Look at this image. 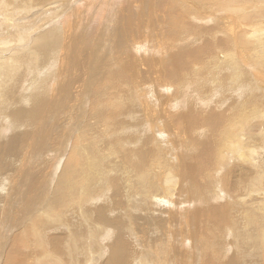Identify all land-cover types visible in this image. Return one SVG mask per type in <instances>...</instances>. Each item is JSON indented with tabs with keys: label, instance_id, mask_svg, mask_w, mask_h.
Masks as SVG:
<instances>
[{
	"label": "bare ground",
	"instance_id": "bare-ground-1",
	"mask_svg": "<svg viewBox=\"0 0 264 264\" xmlns=\"http://www.w3.org/2000/svg\"><path fill=\"white\" fill-rule=\"evenodd\" d=\"M85 1L94 8L88 19L77 12ZM248 1L254 0H0V264H79L82 255L92 256L85 249L93 244L101 245L102 256L83 264H144L145 257L140 260L131 245L148 241L141 224L152 241L166 237L159 231L170 230L165 247L157 245L162 249L158 247L147 264H237L233 256L225 259L228 242L235 250L237 239L222 231L247 234L243 242H250V224L258 225L256 216L264 220V122L248 126L242 115L226 116L218 113L216 103L209 105L219 91L234 93L242 87L230 77L221 79V71L217 87H210L199 102L187 104L186 99L178 106V89L186 88V79L179 74L186 70L196 86L208 85L214 64L223 59L211 53L215 42L201 36L196 50L169 53L164 60L163 45L159 41L158 49L150 32L165 23L173 34L165 8L197 21L195 12L203 24L216 21L220 12L228 13L219 18L221 25L203 33L223 32L235 48H240L238 43L248 45L257 68L240 69L235 77L243 81L249 74H261L264 80V27L247 26L243 16L248 11L242 8ZM122 2H128L129 10L119 24L113 9ZM71 15L74 20L69 23ZM98 24L99 29L91 32ZM117 28L137 58L119 56L115 64L106 57L104 40ZM162 31L157 40L165 35ZM223 45L219 40L218 46ZM234 55L225 53L237 65ZM260 98L264 101V96ZM201 102L210 106L208 113L195 106ZM125 118L139 125L132 151L111 146L114 151L109 155L121 157L111 161L109 151L96 140L105 134L109 138L108 132ZM235 124L237 137H229L228 129ZM92 126H98L96 140L89 149L82 148L75 141ZM54 143L60 146L52 152ZM98 148L104 152L92 155ZM164 158H170L169 166L163 164ZM91 161L96 169L109 170L99 175L104 194L95 202L91 198L98 194L86 193L85 166ZM152 168L153 179L158 178L157 171L167 173L160 193L153 190L140 197L141 211L132 217L121 209L130 188L124 179L131 175L136 188L150 192L146 184ZM205 180L212 181L207 191ZM242 192L237 201L253 206L250 212L229 206ZM81 194L85 199L79 198ZM156 211L166 220H157ZM263 226L258 238L264 247ZM204 228L220 242L218 251ZM202 238L199 244L196 239ZM255 250L251 253L264 264V249Z\"/></svg>",
	"mask_w": 264,
	"mask_h": 264
},
{
	"label": "rangeland",
	"instance_id": "rangeland-1",
	"mask_svg": "<svg viewBox=\"0 0 264 264\" xmlns=\"http://www.w3.org/2000/svg\"><path fill=\"white\" fill-rule=\"evenodd\" d=\"M70 2H71V0H70ZM122 3L123 4L120 3L118 6H115L113 9V11H118V16H117L118 22L117 23H119V24H121L122 19H124V17H126V14L128 13V10H129V8H128L129 5H127L128 2H126V3L122 2ZM82 4H83L82 5L83 7L80 5L81 8L77 12H79L83 16V17L81 16L80 18H85V16H87L86 18L88 19L89 16L91 17V15H92L91 10L94 8L87 7L86 5H88V4L86 3V1H85V3L82 2ZM236 4L237 3H235V5ZM262 4H263V2L261 0H254L251 2L248 1L247 4L246 3L244 4V5H246V7L242 8V10L244 12L248 11L247 15L243 16V17L247 18V21H246L247 26H251V25H254L256 23H260L262 25L261 27H264V11L262 10ZM237 6L238 5L232 6V8L236 9ZM116 7H118V9H120V11ZM119 7H121V8H119ZM168 7H171V6H168ZM88 8L90 9V13H89ZM164 10H165V20H168L169 22L172 23L171 29L173 31V34L171 35L170 27L168 25H166L165 23L160 24L158 27H156L155 31H153V29H152V32H150L151 35L153 36V41H154V43L158 49H160L159 41L162 43L163 49H161V53L163 55L164 60H166V57L169 53H174L176 55H180V54H186L188 52L196 50L200 46L198 39L199 38L202 39L201 36H204V38H210L211 40H213L215 42L214 48L211 50V53L218 54L219 58L223 59V62H220L218 64H214L215 68L213 70V74L210 76V79H209L211 81L210 84H212V86L210 84L205 85L203 83H200L199 85L196 86L195 85L197 83L196 80L191 81V79L189 77L190 74H189V72H186V70L183 73L179 74V76L182 75V77H184L186 79V82L183 84L184 85L183 87H186V88L182 87L183 89L180 90L181 89V87H180L178 89L179 96L177 95V97H176L178 99L177 100L178 106H184L181 103V101L184 102L186 99H187V104L188 103L191 104L193 102L195 103V100L197 102H199L200 97H202L205 93H209L208 89L210 87H212L213 89H214V87H217L218 75H219V72L221 71L222 72L221 73V79H223V78L228 79L230 77L233 80H236L238 84H241L242 87L237 89L234 93L219 91L217 93V95H212L213 96L212 104H209V105L214 106L213 104L216 103L215 106H216V110L218 111V113L225 112L226 116L228 115L230 117H234V115L237 113L242 115L243 122L248 123V126L249 125H255L259 121L264 122V118H262V117H264L262 115V113L264 112V110H262V106L264 104V101H261V98H260V97L264 96V80H262L260 78V77H262V75L258 74V75L251 76L249 74L246 78H243V81H239L240 76L237 79L235 77V74L240 73V69H242L243 72H250L252 69L257 68V66L254 65V62L250 56L251 48L248 45L239 44V43H238V45L240 46V48H238V47L235 48V44L234 45H228V39H230V38L223 32L215 31V34H213V36L211 34L206 35L205 32L203 33V29H208L212 26H216L217 23H219V21H221V19H219V18L222 17L223 15H227L228 13L220 12L216 17V21L213 19L210 23L203 24L200 21L199 16H197V13H195V12L192 15L197 17V21H194V19H192L190 14L186 17L179 12H175V11L171 10L170 8H165ZM122 14H124V15H122ZM214 14H216V13L214 12ZM228 16H230V14ZM78 17H79V15H78ZM80 18H78V19L80 20ZM95 18H98V17L95 16ZM73 20H74V18L71 15L69 21H67V22L72 23ZM70 21H72V22H70ZM99 23H102V21ZM219 25H221V24H219ZM219 25H217V26H219ZM96 27H93L95 29L92 28L91 32H94L96 29L98 30L99 24ZM118 28H120V25L118 26ZM118 28L115 31H110V37H108L106 40H104V43H103L105 46L104 50H106L105 54H107L106 57L112 58V60L115 62V64H116L119 56H125L126 55V56H130L132 58H137V55L135 53H132V51H131V50H133L131 48V45H129V44L126 45V40H125L126 38L122 37L121 31H120L121 29L118 30ZM160 29L163 30L162 36L164 34L165 35L163 37L160 36L161 39L159 38L157 40L156 37L158 35V30H160ZM200 29H202V33L200 32ZM219 40L224 41V43L226 45L219 47L218 46ZM241 52L245 53L244 56L242 55ZM149 53H151L153 55V49L150 50ZM225 53H234L235 58H236V56H238L237 57L238 58V60H237L238 64L237 65L232 64L230 61V58L225 57ZM122 54H124V55H122ZM106 57H103L102 61H104V59ZM159 57H161V56H159ZM242 58H244V60H245V62L243 60L244 63L242 62ZM206 60H207V58L203 61V63ZM199 66H200L199 64H196V65H194L193 69L195 68L197 70V68ZM193 69H187V70L192 71ZM201 79L203 80V78H201ZM203 85L206 88L205 90H203V88H201ZM177 86H178V84H177ZM195 106L198 107L200 110L204 111L205 113H208L210 110V106H208V108H205V105H203L202 102L200 103V105L198 103ZM178 108L180 109V107H178ZM118 126H119V128L112 129L110 132H108L109 138H106V134H105V137H103L104 138L103 140L98 139L100 142L95 139V134L98 132V129H97L98 126H92L91 128H87L88 132L85 134V136L82 137L81 140H78V138H77L75 142H76V144L79 143L82 148L87 147L89 149L91 147V144L94 143V141L96 140L97 143L103 144V149L106 152L109 151L106 153V156H109L111 161H115L114 160L115 158L117 159V158H121V157L119 154H115L114 158L111 157L109 154L111 152H113L114 150H112V148H110V147L111 146L113 147L115 145L117 148L120 149V151L123 150V151H125V153L131 152L132 149H130L129 147H131V145L134 141V138L136 137L135 131H136V127L139 125L135 124L133 122H130L129 119L125 118V119H123V121H121L118 124ZM228 131L230 132L229 137L230 136L237 137L235 135V133L237 132V124L231 126L230 129H228ZM114 133L116 134L115 137L113 136ZM6 135L9 136L10 133L7 132ZM53 146L55 149L52 152H54L57 149V147H59L60 145L54 143ZM98 147H99V144H98ZM103 149H100V148L95 149V151H93L92 155H94L96 153H100V152L103 153L104 152ZM49 151H50V148H49ZM59 159L60 158L57 156L53 157L54 162H58ZM169 160H170V158H164V161L162 160L163 164H166L167 166H169L168 165ZM94 163L95 162L91 161L90 164H86V166H85V168L89 174L87 176L88 187L86 189V193L87 194L90 193L88 196L98 194V196L96 198H94V197L91 198V200L93 202H95L96 200L101 198L102 195L104 194L102 185L100 184L102 179L99 178V175L101 174L102 170L103 171L108 170L105 167L103 169H96L92 165ZM63 168H64V166L60 167L59 169L63 170ZM156 174L158 175V178L153 179V168H152L150 170V174H149V181L146 184V188L149 187L150 192H146V193H143L142 188H136V185H133L134 181H132L130 179V178H132L131 175L127 176L124 179V181H128L130 188L126 192V194L124 195L125 196L124 202L122 203V207H121V209L123 211H126L129 215H132V217L138 216L139 212L141 211L140 208L142 207V201L140 202V200H141L140 197L145 196V194L146 195L153 194V190L160 193V189L163 185V181L165 180V176L167 175V173L165 171H163V172L157 171ZM158 180H159V183H157ZM204 182L207 183L206 188H205L207 191L208 185L212 181L209 180L207 182V180H205ZM242 194H243V192L240 193L238 196L239 198L238 197L235 198L234 203L229 204V206L230 207L238 206L241 210L250 212L251 208L253 206H248L249 204L243 203V201L242 202L240 201V203L237 201V199L242 200V197H241ZM85 197L86 196L85 195L83 196L82 194L79 196V198H81L82 200L85 199ZM223 203H225V202H223ZM235 203L236 204L239 203V205H236ZM77 205H78V203L76 204V207H77ZM89 208H91V206H88V209ZM78 210H79V208H77V211ZM12 211H14V210H12ZM150 211L153 212V207H152V210H150ZM13 213H15V212H13ZM253 214H254V211H253ZM154 215L156 216L157 220H161V221L166 220V217L159 211H156ZM154 215H153V220H154ZM256 219H257L258 225H255V223L254 224L252 223L253 225L250 224V226H249V235H251L250 236V242L245 241V240L243 242V239H245L246 237L249 238V236H247V234H243V233L241 234L240 233L236 236H232V234L227 235L226 231H222L224 233V235L227 236L228 238L237 239V247H238V248L236 247V249H235L236 252H235V250L232 249V244H230V242H228L227 246H229V248L231 246V250L228 248L229 252H227V254H226L227 258L225 257V259L228 260V259H230V257L233 256L236 260H238L237 264L238 263H241V264H261L258 260L259 256L256 258V256H254V254L251 253V250H255L256 248H261L262 250L264 249L263 245L260 243L259 238H258V236L261 234L260 230L264 224V220H261V219L258 220L257 216H256ZM172 226H177V225L171 224L170 227H172ZM226 229H229V227H226ZM238 229H240V227H238ZM141 230H144V239H148V241H149L150 239H149V236L147 234L148 230L146 229L145 224H143V225L141 224ZM204 230L206 232L204 235L207 234V236H209L208 238H211V243L216 244V246L213 248L218 251V249L221 248L220 242H217V243L215 242V240H217V239L214 236H212V232H210L207 228H204ZM149 231H150V233L153 232V227L150 225H149ZM159 233L161 234V236L163 235L166 237H162V238H160V240H157V239H153V241L150 240L149 243L146 240L137 246L134 243V241H132L131 245L134 248V250L136 251L139 259L142 260V256L145 257L146 260H145L144 264L149 263V261H153V258H152L153 254L158 253V247L159 246H157V245L161 244L162 247H165V245L167 244V235L170 233V230L168 232L167 231H165V232L159 231ZM196 240L199 244H201L202 240H205V239L202 238L201 240H198V239H196ZM219 240H222V239L218 238V241ZM211 243L206 244V246L202 245V247L204 246L205 249L208 250V247H209V245L211 246ZM238 243H239V246H238ZM240 246L242 248L240 250H238ZM88 247L85 249V254L86 253L91 254L92 256L91 257H87V256L84 257L82 255L78 259L79 264H83L85 260L88 261L92 257L97 258L99 254L102 256L101 245H94L93 244L91 246L88 245ZM162 247H159V248L162 249ZM247 247H249V248H247ZM98 250H100V251L98 252ZM237 251L239 252V254ZM241 251H243L244 253L243 252L241 253ZM248 251H250V252L248 253ZM164 252H165V250H164ZM81 254H82V252H81ZM103 254L105 256L106 252H103ZM242 254L246 258L243 257ZM252 254L254 257L251 256ZM166 256L167 255L165 252V257ZM241 256H242V258H241ZM37 257H39V255ZM101 262H104L103 257H102ZM224 262H227V261H224ZM69 263H70V261H69ZM66 264H68V263H66Z\"/></svg>",
	"mask_w": 264,
	"mask_h": 264
}]
</instances>
